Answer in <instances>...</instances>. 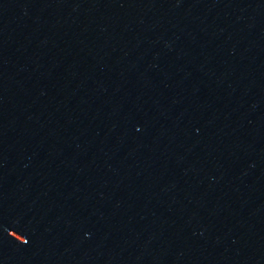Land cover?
<instances>
[{"label": "water", "instance_id": "water-1", "mask_svg": "<svg viewBox=\"0 0 264 264\" xmlns=\"http://www.w3.org/2000/svg\"><path fill=\"white\" fill-rule=\"evenodd\" d=\"M0 264H264V0H0Z\"/></svg>", "mask_w": 264, "mask_h": 264}]
</instances>
